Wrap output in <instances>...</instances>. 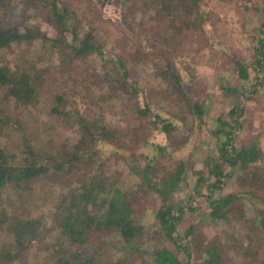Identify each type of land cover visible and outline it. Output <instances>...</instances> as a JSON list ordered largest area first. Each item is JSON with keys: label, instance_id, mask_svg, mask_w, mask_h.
I'll return each instance as SVG.
<instances>
[{"label": "trees", "instance_id": "16d2710c", "mask_svg": "<svg viewBox=\"0 0 264 264\" xmlns=\"http://www.w3.org/2000/svg\"><path fill=\"white\" fill-rule=\"evenodd\" d=\"M211 16L209 0H0V52L18 55L0 60V264H264V149L256 137L234 144L237 105L219 120L228 128L215 131L219 154L201 158L197 178L208 219L226 230L184 248L173 236L185 207L172 197L193 173L190 134L205 117L193 61L217 44ZM254 52L264 71L260 44ZM229 59L247 81L243 60ZM169 93L184 115L161 104ZM181 127L177 148L171 135ZM231 178L235 189L216 194ZM138 191L154 198L153 226L167 245L140 242Z\"/></svg>", "mask_w": 264, "mask_h": 264}, {"label": "rangeland", "instance_id": "374dc122", "mask_svg": "<svg viewBox=\"0 0 264 264\" xmlns=\"http://www.w3.org/2000/svg\"><path fill=\"white\" fill-rule=\"evenodd\" d=\"M209 8L214 11V16H211L212 20L208 21L207 31H209L210 36L215 38L214 40L217 44L213 48H208L207 45L201 46V54L193 61L197 78L194 94L198 96L199 93V96L204 99L205 117L199 127H194V132L190 134L193 142V147L190 151V160L192 161L190 163L193 166V173L188 172L186 178L179 182L178 188L172 197L173 203L185 207L181 220L176 224V230L173 233L176 242L181 248L188 244L190 245L191 239L197 237L210 238L216 233L223 234L226 230L223 228L225 226L223 223L216 225L208 219V207L205 197L204 195L196 194V191L198 190L205 194L206 184L200 183L197 185V178L203 170L200 169L203 167L200 160L206 154L211 157L218 156V145L222 143L224 136L222 133L216 134L215 131L221 128L228 130L225 125L221 126L220 122L229 121L228 113L233 106L237 105L240 111V107H242L243 111L240 118L241 121L243 119V125L235 130L234 144L239 147L256 137L259 145L264 149V82H261L264 71L256 63V53L254 52V48L259 44L260 49L264 52V0H209ZM256 8L260 10L257 11ZM104 12L107 16L117 18L116 11L110 6H105ZM161 25L162 23L159 20L151 21L149 28L156 30ZM118 36L119 31L114 26L109 30L107 40L110 44H113L118 39ZM229 57L243 60L248 71L247 81L241 80L236 76L232 70V61ZM0 60H8L10 64L15 63L18 60L17 49L12 48L0 52ZM250 64L251 66H249ZM221 85L232 89L244 88L248 92L245 91V94L241 95L229 89L221 88ZM253 88L256 90L255 93L250 92ZM161 95L165 97L162 93ZM148 101H150V98L147 96ZM163 102L161 104H166L168 106L167 109L171 112L179 113L180 115L186 113V106H180L182 100L176 94L164 98ZM110 112L114 114L112 110ZM44 119H47V117H44ZM51 121L55 123V120ZM234 129L235 126L233 125L231 130L234 131ZM174 134L172 132V145L179 142L175 146L177 148L183 147L180 141L187 134V128L181 127ZM154 136L153 134L155 142L167 143V140L165 141L162 136ZM102 152L106 155L109 153L106 147H102ZM112 162L115 163L113 169L120 166L115 160H112ZM119 171L115 178L117 179L121 176L120 185L123 189H127L132 185V179L129 176H123L120 168ZM236 185V181L231 178L215 193L228 192L235 189ZM137 193V211L140 223L146 228L140 242H143L145 246L159 243L167 245V240L159 235V230L153 226L154 198L144 191H138ZM189 227L191 229L186 234ZM111 239L114 241L113 238ZM110 243L111 241L109 240ZM111 253L117 255L113 249H111ZM178 256L184 259V254L180 251Z\"/></svg>", "mask_w": 264, "mask_h": 264}]
</instances>
